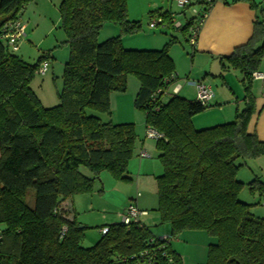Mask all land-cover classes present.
Wrapping results in <instances>:
<instances>
[{"label":"trees","instance_id":"1","mask_svg":"<svg viewBox=\"0 0 264 264\" xmlns=\"http://www.w3.org/2000/svg\"><path fill=\"white\" fill-rule=\"evenodd\" d=\"M220 1L227 0L208 4ZM32 2L0 0V264H138L145 252L159 247L150 227L118 222L100 227H107L108 233L85 248L87 227L81 229L74 212L63 206L70 198L93 194L103 172L119 182L132 180L129 164L138 144L135 124L104 123L98 115L111 114L110 96L127 91L129 76L140 83L134 106L144 112L146 129L161 135L155 140L163 169L155 177L156 211L160 224L170 227L169 237L186 231L207 233L214 241L205 264H264V218L252 214L251 205L239 199L247 187L262 203L264 183L260 177L248 184L238 179L248 160L264 157V142L249 132L257 112L253 74L260 72L264 59L261 3L233 0L248 4L257 15L250 40L220 58L223 72L240 73L245 108L231 122L196 129L193 118L211 105L180 94L164 97L179 78L170 54L177 38L171 36L160 50L126 49L122 36L142 29L140 22L129 19L128 0L61 2L63 45L69 58L59 104L44 107L31 84L50 57L30 64L16 54L20 41L13 49L6 38L9 23L21 21ZM155 14L163 28L180 32L190 43L198 17L192 15L177 29L178 19L169 10L150 16ZM182 15L186 17V10ZM107 24L118 26L120 35L99 43ZM29 191L34 192L31 205ZM163 253L183 264L171 243L158 256L159 264H169Z\"/></svg>","mask_w":264,"mask_h":264},{"label":"rangeland","instance_id":"2","mask_svg":"<svg viewBox=\"0 0 264 264\" xmlns=\"http://www.w3.org/2000/svg\"><path fill=\"white\" fill-rule=\"evenodd\" d=\"M62 1L63 0H33V2L26 7L21 16V21L25 26L26 36L20 41L19 50L16 54L30 64H36L42 56L48 55L50 57V59L44 60V63L47 62L49 65V70L46 75H36L31 84L33 91L40 99L42 105L46 108L57 106L60 102L59 93L63 86L64 68L69 58V49L66 45H63L66 41V35L61 28L59 7ZM256 2L261 3L262 8H264V0H256ZM160 9L164 11L172 9L176 19L185 23V20L192 16L196 8L186 10V17L184 18L182 12H184L185 9L180 8L176 0H128L129 19L131 21L140 22L142 29L133 35H123L124 47L131 50H160L171 36L177 38L178 42L172 46L170 54L176 63L177 74L179 76L178 83L183 87H187L182 90V95L187 99H197L195 83L194 85L192 84V82H197V80H201L211 86L214 94L213 99L218 96V101L212 99L213 101L210 102L212 107L195 117L201 119L205 124L212 121L218 122V124L220 122H222L221 124H225L223 122H225V118L228 117L226 115L236 111L237 108L241 110L245 107L244 101L246 93L240 82V73L233 69H229V72H223L221 64L217 59L210 55L198 54L196 50H193L191 44L186 42L180 32L170 31L162 26L152 29L150 23L158 21L159 17L157 14L154 16H150V14L157 13ZM118 35H120L119 27L114 24H107L100 31L98 42L102 43ZM260 70L264 75V59L260 64ZM221 75H224V78H221ZM255 81L258 83H255ZM263 84L264 82H262V80L254 79L252 92L254 89H264ZM139 88V80L134 76H129L127 79V91L123 94L114 93L110 96L111 114L98 115L104 123L135 124L137 135L141 141L144 140L147 143V150L150 156L146 159L155 160V162L161 166L157 159V154L156 156L154 155V153H156L155 140L147 137L145 114L134 106ZM166 97L165 100H167ZM227 100H231V103H228L229 101ZM217 103L220 105H217ZM89 113L90 115H97L94 112ZM196 126L198 125L196 124ZM204 128L207 127H203L202 129ZM197 129L200 128L197 127ZM137 159V156H135L130 163L129 172L132 179L130 182L116 181L108 172H103L95 183V191L93 194L73 197L80 202L72 211L74 213L76 212L78 222L81 226L87 227L85 230V238L82 242L83 247L89 248L94 246L101 237L100 227L105 225L103 218L109 215L119 216L130 204H136L131 198L137 195L138 192L142 194V198L139 202L143 201L145 203V208L149 215V218L148 216L143 218L146 219L143 220V222L150 227L151 232L155 236L162 237L170 231L169 226L160 224V217L156 211L158 197L157 193L153 192L156 188L154 179L149 180L147 185L148 192L141 191V189L138 188L137 173L131 172V165H136V172L138 170L139 160ZM253 161H258V159L248 160L247 165L240 169L238 179L243 177V180H245L243 182L248 184L249 180L255 177V175H253V170H255V168H260L261 170H257H259V174H262L260 179L264 183V160H262L263 162ZM83 172L88 177L92 176L87 170H83ZM123 197H125L123 206L126 207L120 211L117 207L120 205V201H122ZM28 198V203L31 205L34 200L33 191H29ZM239 199L251 205L250 211L252 214L264 218L263 202L260 203L258 196L251 194L247 187L243 189ZM71 201L72 200H70V202ZM89 206H92V209H89ZM119 221L120 218L118 217V222ZM106 222L109 224L112 221L109 220ZM0 229H3V227L1 226ZM200 233L208 237L207 233ZM181 235L182 233L172 238L173 245H176L178 241L185 242V239L180 238ZM212 241H214V239H212ZM188 242L189 244H186L189 255L188 264H205L207 261L209 243L205 244L206 241L204 242V240L199 238L190 239Z\"/></svg>","mask_w":264,"mask_h":264},{"label":"crops","instance_id":"3","mask_svg":"<svg viewBox=\"0 0 264 264\" xmlns=\"http://www.w3.org/2000/svg\"><path fill=\"white\" fill-rule=\"evenodd\" d=\"M168 10L174 14V11H172V9H168ZM168 10H165V11H168ZM256 15L257 13L255 11H252L249 5L243 2L235 3L233 2V0H227L226 2L224 1L216 2L202 25V28L200 30L199 37L197 40V44H196V52L198 54L210 55L214 57L215 59H217L218 62H220V58L230 56L234 52L235 49H237L240 46L245 45L250 40L252 36V32H253V23L256 19ZM259 71L261 72V70ZM223 78H224V75H223ZM197 82H203V81L197 80ZM197 82L194 81L192 82V84L194 85V83H197ZM240 82H241V79H240ZM256 82L257 81H255V83ZM185 88L187 87H183V89ZM263 88H264V84H263ZM182 92L183 91H181L180 95H182ZM253 95L256 101L257 112H256V115H254V117L252 118V121L249 126V132L256 133V135L258 136V139L264 142V89L262 90L254 89ZM182 97L185 98V96L183 95ZM214 99L215 101H218L219 97L216 96ZM188 100H196V99H188ZM227 101H229L228 103H231V100H227ZM244 104H246V101H244ZM217 105H220V104L217 103ZM242 109L239 110L237 108L236 111H233L232 113L226 115L228 117L225 118L226 120L223 123L233 121L235 119L236 114L242 111ZM212 123H217V124H212ZM221 123L222 122L218 124V122L212 121V122L205 124L201 119H197V117L193 118V124L196 129L197 127H199L200 129H202L203 127L210 128V127H214V125L215 126L220 125ZM196 124L198 126H196ZM205 125H208V126H205ZM138 141L139 142L137 144L134 157L137 156L138 158L137 160H139L138 162L139 167L136 172V165H131L132 167L131 172L137 173L138 188L141 189V191L148 192L147 185L149 183V180L154 179V182L156 184L155 177L161 175L163 169H162V166H160L157 162H155V160L152 161L151 159L148 160L146 158L144 159L141 158L140 155L143 151H146L148 153V150H147L148 147H147L146 141L144 140L141 141L139 136H138ZM156 154L157 152L154 153L155 156ZM262 158L258 159V161H253V162H261L262 160H264ZM129 168H130V164H129ZM257 169H260V168H255V170H253V175H255V177H261L262 174H259V170ZM240 179L239 180L242 182L245 181L243 180V177H240ZM252 180H253V177L249 180V182ZM243 183H246V182H243ZM153 192L157 193V184H156L155 191ZM141 198H142V194L141 192H138V194L132 197L131 200L136 203L135 205L138 207L139 210L147 211V209L145 208V203L143 201L139 202ZM70 200L72 201L70 202ZM79 202L80 201L76 198H73V199L70 198L64 202L63 206L66 209L73 210L75 209L76 205ZM120 202L121 203L117 208L120 209L121 211V209H124V207H126V206H123L125 202V197H123L122 201ZM89 209H92V206H89ZM74 214L77 215L76 212ZM118 217L119 216L117 215L116 216L109 215L107 217L105 216L103 218V221H105V225L103 226H108L111 224L118 223ZM109 220L112 222L108 224L106 221H109ZM169 232L167 234H169ZM200 232L201 231H189V232L182 233L180 238L185 239V242L178 241L176 242V245L175 244L173 245V241H172L171 248L176 254H178L181 257L183 264L189 263V255H188L186 244H189L188 241L190 239L199 238V239L204 240V242L206 241L205 244L212 243V238H210L209 236L205 237V235H201L202 233Z\"/></svg>","mask_w":264,"mask_h":264},{"label":"built area","instance_id":"4","mask_svg":"<svg viewBox=\"0 0 264 264\" xmlns=\"http://www.w3.org/2000/svg\"><path fill=\"white\" fill-rule=\"evenodd\" d=\"M202 1L203 0H176L178 6L182 9L191 10L192 8H196L194 9L192 15L198 17V20L196 24L193 26V28L191 29V35L189 36V41L191 45L197 44V40H198L202 25L213 7V6L210 7L208 4L211 2V0H205V3H202ZM206 8L208 10L207 11L205 10L202 13V17H199L200 11ZM163 24H164L163 20L158 19V21L151 22L150 27L152 29H156L157 27H160V26L164 27ZM182 24L183 23L181 21L177 20L174 24V27L178 29L182 26ZM7 30L10 31L9 35L6 36V38L8 39V45L12 47L13 49H17L16 47L17 42L23 40V38L26 36L25 26L21 23V21L16 20L14 22L9 23ZM47 72H48V63L45 62L40 67L38 73L44 76ZM253 78L255 80L260 79L263 81L264 75L261 72H256L253 74ZM178 81H179V78L176 79V81H174V83L168 88L167 91H165L164 97L171 96V95H179L181 93L183 86L179 84ZM195 87L197 90V100L203 106L210 105V102L212 101L214 97L211 86L207 85L204 82H197L195 83ZM147 137H150L156 140L160 138L161 135L158 134L156 131L150 129V130H147ZM140 156L142 159H144V158H149L150 155L146 151H143ZM263 204H264V199H263ZM147 216H149L147 211H141L138 209V207L135 204H130L128 207L124 209V211H122L121 214H119V218H120L119 222L123 223L124 225H130L132 223H140L141 225L147 226L143 222V220H145L143 218H146ZM66 231H67L66 228H64L61 232V236H64ZM108 231L109 229L107 227L100 229V232L102 235L107 234ZM155 237L156 239L154 240V242L159 241V243H157L159 247L155 250H150V251L145 252L143 254V258L141 262L138 264H159V258H158L159 253L162 254V249L166 247L168 243H172V238H170L168 234L162 237H158V236H155ZM0 238H1V235H0ZM163 255L168 258L169 264H175L170 256H168L166 253H163Z\"/></svg>","mask_w":264,"mask_h":264},{"label":"water","instance_id":"5","mask_svg":"<svg viewBox=\"0 0 264 264\" xmlns=\"http://www.w3.org/2000/svg\"><path fill=\"white\" fill-rule=\"evenodd\" d=\"M80 228H81V229H83V228H84V226H80Z\"/></svg>","mask_w":264,"mask_h":264}]
</instances>
